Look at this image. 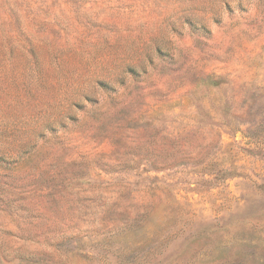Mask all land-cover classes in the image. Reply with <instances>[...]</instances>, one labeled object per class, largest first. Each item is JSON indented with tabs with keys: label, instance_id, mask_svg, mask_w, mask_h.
<instances>
[{
	"label": "rangeland",
	"instance_id": "obj_1",
	"mask_svg": "<svg viewBox=\"0 0 264 264\" xmlns=\"http://www.w3.org/2000/svg\"><path fill=\"white\" fill-rule=\"evenodd\" d=\"M0 264H264V0H0Z\"/></svg>",
	"mask_w": 264,
	"mask_h": 264
}]
</instances>
